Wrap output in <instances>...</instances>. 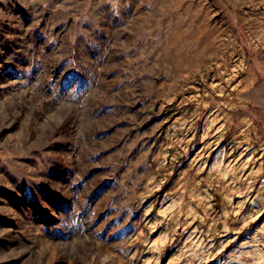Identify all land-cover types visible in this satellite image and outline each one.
Segmentation results:
<instances>
[{"label": "rangeland", "instance_id": "obj_1", "mask_svg": "<svg viewBox=\"0 0 264 264\" xmlns=\"http://www.w3.org/2000/svg\"><path fill=\"white\" fill-rule=\"evenodd\" d=\"M0 264H264V0H0Z\"/></svg>", "mask_w": 264, "mask_h": 264}]
</instances>
